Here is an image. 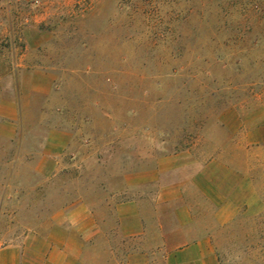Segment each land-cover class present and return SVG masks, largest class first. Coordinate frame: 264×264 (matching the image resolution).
Wrapping results in <instances>:
<instances>
[{"label": "rangeland", "instance_id": "1", "mask_svg": "<svg viewBox=\"0 0 264 264\" xmlns=\"http://www.w3.org/2000/svg\"><path fill=\"white\" fill-rule=\"evenodd\" d=\"M242 177L260 212L215 241L222 264H264V0H0V248L79 204L114 224L134 199L168 254L211 221V182Z\"/></svg>", "mask_w": 264, "mask_h": 264}, {"label": "crops", "instance_id": "2", "mask_svg": "<svg viewBox=\"0 0 264 264\" xmlns=\"http://www.w3.org/2000/svg\"><path fill=\"white\" fill-rule=\"evenodd\" d=\"M207 175L206 180L212 181ZM158 179L142 178L141 181L148 183ZM246 180L242 177L241 182L230 190L223 187L224 182L209 183L212 190L218 191L212 193L207 188L201 196L221 199L215 209L212 206L209 209L211 221L197 223L196 227L202 229L199 235L168 254L159 249L150 252L149 238L146 236L149 224L141 217L139 203L129 199L115 207L119 221L114 224L98 221L86 204L60 211L52 219L41 222L27 232L16 243L1 247L0 264H222L214 228L220 225L231 228L246 205L249 211L260 212V199L259 196L256 199V192L249 191V196L255 198L253 204L245 199ZM131 181L127 178V187L132 189L134 184ZM184 185L180 181L172 183L165 187L162 197L169 201L181 199ZM200 211L201 208L192 205L180 210V213L188 214L190 220H181L179 224L182 227L192 226V214ZM158 225L164 231V224L160 222ZM108 228L116 229L115 234L108 236ZM161 241L165 245L164 237Z\"/></svg>", "mask_w": 264, "mask_h": 264}]
</instances>
